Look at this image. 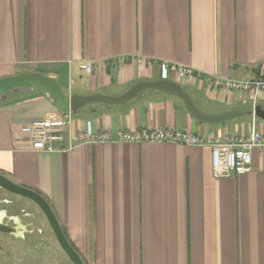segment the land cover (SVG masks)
<instances>
[{
  "label": "crops",
  "instance_id": "crops-1",
  "mask_svg": "<svg viewBox=\"0 0 264 264\" xmlns=\"http://www.w3.org/2000/svg\"><path fill=\"white\" fill-rule=\"evenodd\" d=\"M162 62L256 78L264 0H0L2 78L36 72L55 78L68 97L118 96L159 80ZM182 86L206 114L264 108V94L211 89L198 77ZM101 105L102 114L71 113L53 151H34L22 128L58 113L49 95L20 89L0 101V174L49 201L85 264H264V154L257 149L252 172L215 179L210 147L78 141L88 123L95 133L172 128L215 138L247 135L253 125L264 133L261 119L209 124L158 90Z\"/></svg>",
  "mask_w": 264,
  "mask_h": 264
},
{
  "label": "built area",
  "instance_id": "built-area-1",
  "mask_svg": "<svg viewBox=\"0 0 264 264\" xmlns=\"http://www.w3.org/2000/svg\"><path fill=\"white\" fill-rule=\"evenodd\" d=\"M126 57L121 59L125 62ZM160 79L182 84L184 79L201 78L211 89L230 90L236 93L264 94V62L260 66L259 75L253 79L233 80L230 78L204 75L192 67L174 63H158ZM85 73H91L93 65L81 66ZM2 70L0 67V79ZM73 122L71 112L63 115L49 114L44 119L35 120L23 126L22 132L31 141L34 151H53L55 142L64 141V133ZM79 143H177L185 146L210 147L212 152V175L215 179L230 178L252 172L253 150L264 154V133L253 125L247 135H229L223 137H206L188 130L166 129H138L136 131H120L95 133L91 123L78 135ZM71 149V148H70Z\"/></svg>",
  "mask_w": 264,
  "mask_h": 264
},
{
  "label": "water",
  "instance_id": "water-1",
  "mask_svg": "<svg viewBox=\"0 0 264 264\" xmlns=\"http://www.w3.org/2000/svg\"><path fill=\"white\" fill-rule=\"evenodd\" d=\"M20 89L40 90L48 94L58 112L63 115H67L69 112L76 115L79 110L92 104H106L109 107L113 105H123L135 99H140L146 91L158 90L180 98L184 102L186 109L196 119L209 124L226 123L243 116H256L264 121V108L260 105H243L216 115L206 114L198 108L193 98L182 84L169 80L140 81L135 83L128 91L118 96L101 93L88 95L75 93L68 97L55 78L36 72L23 73L0 79V101L7 100L10 94L16 93L20 91ZM0 187L36 202L47 216L59 245L72 264H84L80 255L65 237L58 218L42 195L32 189L13 182L1 174Z\"/></svg>",
  "mask_w": 264,
  "mask_h": 264
},
{
  "label": "flooded vegetation",
  "instance_id": "flooded-vegetation-1",
  "mask_svg": "<svg viewBox=\"0 0 264 264\" xmlns=\"http://www.w3.org/2000/svg\"><path fill=\"white\" fill-rule=\"evenodd\" d=\"M57 244L55 232L38 204L0 187V264H62L57 259ZM59 249L64 264H72L60 245Z\"/></svg>",
  "mask_w": 264,
  "mask_h": 264
},
{
  "label": "trees",
  "instance_id": "trees-1",
  "mask_svg": "<svg viewBox=\"0 0 264 264\" xmlns=\"http://www.w3.org/2000/svg\"><path fill=\"white\" fill-rule=\"evenodd\" d=\"M101 107H102L101 104L88 105L85 108L79 110L78 114H76V115L77 116H85V115H90V114H94V115L102 114Z\"/></svg>",
  "mask_w": 264,
  "mask_h": 264
},
{
  "label": "rangeland",
  "instance_id": "rangeland-1",
  "mask_svg": "<svg viewBox=\"0 0 264 264\" xmlns=\"http://www.w3.org/2000/svg\"><path fill=\"white\" fill-rule=\"evenodd\" d=\"M248 117H250V116H243L242 119H244V118H248ZM238 119H241V118H238ZM234 121H237V119H235ZM262 123H264V122L262 121ZM57 252H58V258H57V259H59L60 262L62 261L63 263H62V262H61V263L64 264V259H62V258L60 257L61 255L59 256V253H60L61 251H60V249H59V245H58V244H57ZM68 264H70V263H68Z\"/></svg>",
  "mask_w": 264,
  "mask_h": 264
}]
</instances>
